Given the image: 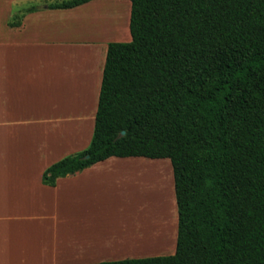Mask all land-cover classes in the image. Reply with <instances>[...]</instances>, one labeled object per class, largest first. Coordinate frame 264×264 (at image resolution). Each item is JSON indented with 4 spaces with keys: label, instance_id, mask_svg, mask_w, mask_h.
Masks as SVG:
<instances>
[{
    "label": "trees",
    "instance_id": "1",
    "mask_svg": "<svg viewBox=\"0 0 264 264\" xmlns=\"http://www.w3.org/2000/svg\"><path fill=\"white\" fill-rule=\"evenodd\" d=\"M128 1L131 40L108 45L91 143L43 183L112 157L168 159L175 253L99 264H264V0Z\"/></svg>",
    "mask_w": 264,
    "mask_h": 264
},
{
    "label": "crops",
    "instance_id": "2",
    "mask_svg": "<svg viewBox=\"0 0 264 264\" xmlns=\"http://www.w3.org/2000/svg\"><path fill=\"white\" fill-rule=\"evenodd\" d=\"M60 1L0 0V264H99L140 258L134 244L136 240L139 245V231L136 237L135 231L129 232L127 239L115 232H93V206L107 200L108 184L118 177L125 178L132 191L134 179L124 177L130 166L168 160L112 157L59 178L54 186L43 183L50 166L89 147L90 137L62 130L84 128L87 121L94 124L93 105L98 106L108 45L130 33L128 0L47 7ZM76 49L100 53L93 76L92 71L71 72L67 54ZM88 58L76 56V62L84 67ZM90 79L92 102L84 96L70 99V89L77 88L74 96H87ZM123 183H114V194L123 190ZM126 197L133 203V195ZM137 221L133 216L132 223ZM177 229L178 216L175 243Z\"/></svg>",
    "mask_w": 264,
    "mask_h": 264
},
{
    "label": "rangeland",
    "instance_id": "3",
    "mask_svg": "<svg viewBox=\"0 0 264 264\" xmlns=\"http://www.w3.org/2000/svg\"><path fill=\"white\" fill-rule=\"evenodd\" d=\"M130 40L131 36L129 33L128 37L121 42H129ZM84 55H88L90 58H88L86 63L83 64L84 67H82L79 61L76 62V56ZM67 56L71 63V72L75 71V74L83 73L84 75H86V72L90 74L91 71L92 75L94 68L96 69L97 62L101 58L99 52L88 49L71 50ZM77 67L81 70H76ZM88 82L90 88L87 91V96L86 94H76L74 96L77 88L75 92L70 89V99L74 97V100H79V98L81 99L84 96L87 99V103L89 100L91 103L94 83H92V79L88 80ZM93 110H97V103L93 105ZM93 128V122L87 121L84 128L63 129L62 132L76 131L78 136L80 135V138L83 136L88 140L90 137L91 141ZM127 170H129V174L124 177H128V180L134 179L133 192L130 191V183H126L125 178L118 177L116 182H114L115 186L118 184V179H123V190L118 189L114 194L113 189H115V186H113V181L110 180L107 200L97 206H93V232H97L98 229L101 234L106 232L112 234L115 232L117 237L127 239L126 237H128L129 232L133 233L135 231L136 237V233L139 231V245L137 246L136 240L134 243L135 248L138 247V253L141 256L138 259L173 255L176 250L173 232L177 221V208L170 161L161 160V162L135 164L127 168ZM131 195H133V203L132 201L128 203L126 196ZM129 198V200H132L131 197ZM133 216L135 217V221H137V217L140 218L134 224L132 223Z\"/></svg>",
    "mask_w": 264,
    "mask_h": 264
},
{
    "label": "water",
    "instance_id": "4",
    "mask_svg": "<svg viewBox=\"0 0 264 264\" xmlns=\"http://www.w3.org/2000/svg\"><path fill=\"white\" fill-rule=\"evenodd\" d=\"M122 135H124V132H122Z\"/></svg>",
    "mask_w": 264,
    "mask_h": 264
},
{
    "label": "bare ground",
    "instance_id": "5",
    "mask_svg": "<svg viewBox=\"0 0 264 264\" xmlns=\"http://www.w3.org/2000/svg\"><path fill=\"white\" fill-rule=\"evenodd\" d=\"M139 182H140V181H139ZM139 182H138V183H139Z\"/></svg>",
    "mask_w": 264,
    "mask_h": 264
}]
</instances>
